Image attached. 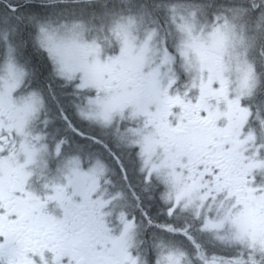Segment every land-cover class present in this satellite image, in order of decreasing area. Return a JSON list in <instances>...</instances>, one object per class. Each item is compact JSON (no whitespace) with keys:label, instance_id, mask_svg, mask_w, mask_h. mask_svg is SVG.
Returning <instances> with one entry per match:
<instances>
[{"label":"snow or ice","instance_id":"6c2138e0","mask_svg":"<svg viewBox=\"0 0 264 264\" xmlns=\"http://www.w3.org/2000/svg\"><path fill=\"white\" fill-rule=\"evenodd\" d=\"M0 264H264V0H0Z\"/></svg>","mask_w":264,"mask_h":264}]
</instances>
